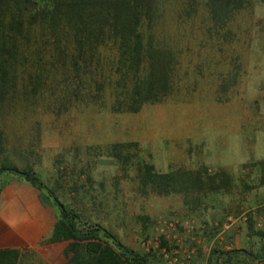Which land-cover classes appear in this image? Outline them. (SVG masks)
<instances>
[{
    "label": "rangeland",
    "instance_id": "374dc122",
    "mask_svg": "<svg viewBox=\"0 0 264 264\" xmlns=\"http://www.w3.org/2000/svg\"><path fill=\"white\" fill-rule=\"evenodd\" d=\"M166 1L152 35L177 58L171 94L135 113L113 112L114 55L103 48L104 64L75 91L80 100L65 103V110L58 106L63 94L48 85L29 102L2 106L0 167L32 170L68 210L105 229L127 249L151 255L154 264H167L162 251H176V264H194L193 233L208 226L195 229L196 208L183 205L182 192L140 188L137 168L151 165L157 174L204 171L200 177L207 178L223 173L230 183L217 194L224 198L235 193L234 184L264 181V3L252 0L227 26L235 36L224 40L212 32L201 0ZM235 65L236 84L217 94L218 81L232 74ZM119 144L130 146L113 152ZM255 167H262V173ZM11 176L0 173V186ZM228 202L221 225L234 219L235 202ZM184 220L190 222L188 230ZM170 222H176L173 231L161 227L162 233L157 232ZM221 229L225 231L221 227L217 234L210 226L216 238ZM207 242L198 247L199 256ZM223 260L212 258L211 264ZM17 264L43 263L21 252Z\"/></svg>",
    "mask_w": 264,
    "mask_h": 264
},
{
    "label": "trees",
    "instance_id": "16d2710c",
    "mask_svg": "<svg viewBox=\"0 0 264 264\" xmlns=\"http://www.w3.org/2000/svg\"><path fill=\"white\" fill-rule=\"evenodd\" d=\"M201 1L212 23V32L224 40L235 36L229 35L227 26L252 3V0ZM166 3V0H0V109L18 100L29 102L48 85L63 94L58 106L65 110V103L80 100L75 91L84 87L85 80L91 81L93 73L104 64L103 48L114 55L113 112L135 113L146 104L160 102L172 92L177 64L174 52L163 43H156L152 35ZM233 69L226 79L218 81L217 94L228 92L236 84L239 69L236 65ZM1 140L0 131V144ZM128 146L114 145L113 152ZM14 171L17 170L12 165L0 167V173L11 172L44 193L55 210L56 222L47 242L79 243L64 264H154L151 255L127 249L105 229L86 223L80 215L68 210L32 170L23 169L20 174ZM137 173L140 188L162 187L163 193L182 192L186 197L183 205L189 210L230 183L223 173L213 178L200 177L205 175L204 171L157 174L147 164L137 168ZM215 255L211 251L207 264L217 258ZM18 257L17 251L1 250L0 264H17ZM230 258L225 257L221 264ZM261 262L264 264V255Z\"/></svg>",
    "mask_w": 264,
    "mask_h": 264
},
{
    "label": "crops",
    "instance_id": "0c3cea01",
    "mask_svg": "<svg viewBox=\"0 0 264 264\" xmlns=\"http://www.w3.org/2000/svg\"><path fill=\"white\" fill-rule=\"evenodd\" d=\"M255 170L259 174L262 173V167H255ZM261 180L262 178L257 183L254 180L253 183L250 179V182L242 185L234 184L232 190H235V193L230 194L228 198L214 194L213 199L208 201L207 197L205 203L200 202L199 206L195 207L193 213L198 214L197 223L202 222L200 225L195 222V229L207 225L209 230L202 229L193 233L195 237L192 244L197 246L194 252H191L190 258L194 264H201L202 261L206 263L211 251L216 252L217 258L225 259L231 256L229 262L233 264H263L261 258L264 255V181ZM228 201L230 204L235 202V209H231L235 214L233 221L223 228L222 219H219L228 206ZM187 213L190 215L191 211ZM55 222V210L44 193L15 175L4 180L0 186V251L13 250L19 254L27 252L37 256L43 264H64L78 248L79 243L73 240L47 242ZM210 226H213L217 234L221 227L225 231L221 229L222 236L217 235L216 238L215 233L210 232ZM206 242L208 248L199 256V248H203Z\"/></svg>",
    "mask_w": 264,
    "mask_h": 264
},
{
    "label": "built area",
    "instance_id": "2783aa9c",
    "mask_svg": "<svg viewBox=\"0 0 264 264\" xmlns=\"http://www.w3.org/2000/svg\"><path fill=\"white\" fill-rule=\"evenodd\" d=\"M230 223H231V219L230 218H227L226 219V223L223 225V228H226L227 225L230 224ZM175 225H176V222H173V223L170 222V223H167V225H159L156 230H157V232H161V227L162 228L164 227L165 232H170V231H173L174 230ZM182 226L188 230L190 228L189 227L190 226V222H187V221L184 220L182 222ZM263 240H264V238H263ZM147 244L148 243H146V244L144 243L143 246H145ZM168 253L170 254L171 257L168 256ZM168 253L162 251V254H163L162 256H163V259L165 260V262L167 264H176V262L178 260L175 257L176 251H172V252H168Z\"/></svg>",
    "mask_w": 264,
    "mask_h": 264
},
{
    "label": "water",
    "instance_id": "95a60500",
    "mask_svg": "<svg viewBox=\"0 0 264 264\" xmlns=\"http://www.w3.org/2000/svg\"><path fill=\"white\" fill-rule=\"evenodd\" d=\"M14 173H16V174H20V172H19V171H14Z\"/></svg>",
    "mask_w": 264,
    "mask_h": 264
}]
</instances>
